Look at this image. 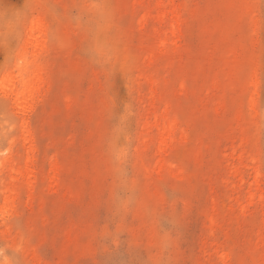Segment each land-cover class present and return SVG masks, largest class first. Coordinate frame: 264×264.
I'll return each mask as SVG.
<instances>
[{"label":"rangeland","instance_id":"374dc122","mask_svg":"<svg viewBox=\"0 0 264 264\" xmlns=\"http://www.w3.org/2000/svg\"><path fill=\"white\" fill-rule=\"evenodd\" d=\"M187 5V50L169 66L159 104L188 126L187 142L168 155L183 176L150 177L155 143L146 149L141 137L139 68L152 35L139 28L136 0H0V264H223L204 252L213 204H231L229 130L223 117L195 112L194 94L235 50L245 59L232 74L259 86L256 115L242 109L259 197L216 237L225 264H264V0ZM35 28L38 46L26 48ZM34 50L42 86L18 107L8 90ZM164 64H155L160 77ZM181 80L194 94L175 93ZM28 156L31 204L23 187L10 186L11 169Z\"/></svg>","mask_w":264,"mask_h":264},{"label":"bare ground","instance_id":"6f19581e","mask_svg":"<svg viewBox=\"0 0 264 264\" xmlns=\"http://www.w3.org/2000/svg\"><path fill=\"white\" fill-rule=\"evenodd\" d=\"M141 6L142 13L139 17V28L142 32H150L152 37L145 41V51L142 58V66L139 68V78L147 85L146 93L141 94L143 139L144 148L155 143V162L147 169L150 177H182V168L168 160L169 153L176 144H185L189 138L188 126L181 123L177 115L173 113L170 103H164V91L161 85H167L169 66L183 63V53L187 50L184 37L185 20L183 12L188 9L187 0H136ZM38 28H35L27 40L25 46H38ZM159 59H164L163 75L160 77L156 69ZM245 59L240 50H235L230 59L225 57L217 60L220 69L219 74L207 72L204 84L195 89L187 87L184 80L174 86L176 94H194L199 106L195 112H209L213 116L223 117L229 130V150L225 154L226 170L228 177L224 185L229 186L232 193L231 204L220 206L213 204L207 227L208 236L205 242V256L208 259L214 257L221 263L227 261L225 253V241L219 242L216 232L222 231L227 236L224 228L230 219L244 215L256 204L257 174L252 163L254 157L247 150V137L243 131L245 119L242 109H247L250 117L257 112L258 81L256 78L245 74H232ZM42 67L37 63L35 50L29 59L23 60L18 68V76L11 83L8 96L18 107L30 101L42 86ZM194 91V92H193ZM26 122L22 121L25 126ZM25 128V127H24ZM232 131L237 130V136L230 137ZM33 161L27 157L23 167L12 168L13 174L10 186L23 187L27 193V203L31 204L30 176H32ZM59 170L53 165L50 177V185L58 187ZM221 208L225 214H221Z\"/></svg>","mask_w":264,"mask_h":264}]
</instances>
